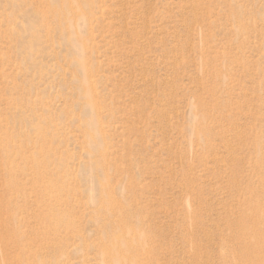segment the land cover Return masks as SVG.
Returning a JSON list of instances; mask_svg holds the SVG:
<instances>
[{"label":"rangeland","instance_id":"374dc122","mask_svg":"<svg viewBox=\"0 0 264 264\" xmlns=\"http://www.w3.org/2000/svg\"><path fill=\"white\" fill-rule=\"evenodd\" d=\"M0 264H264V0H0Z\"/></svg>","mask_w":264,"mask_h":264}]
</instances>
